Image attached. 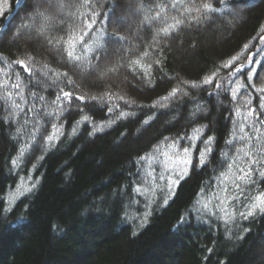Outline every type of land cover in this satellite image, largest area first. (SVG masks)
<instances>
[{
    "label": "trees",
    "instance_id": "16d2710c",
    "mask_svg": "<svg viewBox=\"0 0 264 264\" xmlns=\"http://www.w3.org/2000/svg\"><path fill=\"white\" fill-rule=\"evenodd\" d=\"M133 2L0 0V264H264V0Z\"/></svg>",
    "mask_w": 264,
    "mask_h": 264
},
{
    "label": "rangeland",
    "instance_id": "374dc122",
    "mask_svg": "<svg viewBox=\"0 0 264 264\" xmlns=\"http://www.w3.org/2000/svg\"><path fill=\"white\" fill-rule=\"evenodd\" d=\"M38 1H46V0H38ZM48 1V0H47ZM53 1H55V2H59V0H53ZM122 12H123V14L119 17L120 19H121V21L122 22H124L125 24H128V23H133V14H136V13H138V10H137V8H136V4H135V0H134V2L132 3V7L130 6L129 8H127V9H123V10H121ZM61 11H59V13H60ZM63 12V11H62ZM36 14H38V15H40V17H43L42 15H41V13L39 12V11H37L36 10ZM241 17V16H240ZM237 18H238V16H236V17H233V18H228L227 19V22H230V23H228V24H231L232 23V21H236L237 20ZM54 20V19H53ZM143 20H145L144 18L142 19V21ZM47 27V20L46 19H42V23H40V25L39 26H37V30H39V31H42L43 29H45ZM136 28H134V29H136V30H138V29H140L139 27H140V25H138L137 24V26H135ZM135 30V31H136ZM223 27L221 28L218 24L216 25V28L214 29V32L215 33H217L218 35H220L221 33H223ZM133 36H135V32H134V34H133ZM129 41H130V44H132V41H133V38H131V37H129ZM116 63L118 64V61L116 60ZM108 71H109V68H108V66H106V67H103V68H96V70L94 71L95 73H97V75H98V77H101V76H108L107 74H108ZM18 136V135H17ZM181 159H185V158H181L180 156H173L172 157V161H181ZM172 161H170V163H168V162H164V165H165V168H168L170 165H171V163H172ZM172 171V170H171ZM167 177L169 178V176L167 175ZM168 184H169V182H168ZM170 185V184H169ZM27 188V186L25 185V189ZM170 190H171V186H169L168 188H167V192L165 193V195L167 196L169 193H170ZM12 194H13V192H11V193H8V197L9 198H12Z\"/></svg>",
    "mask_w": 264,
    "mask_h": 264
}]
</instances>
